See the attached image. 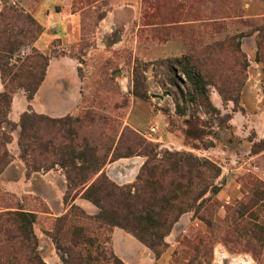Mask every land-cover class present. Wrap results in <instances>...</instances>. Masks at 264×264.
<instances>
[{
  "label": "rangeland",
  "instance_id": "rangeland-1",
  "mask_svg": "<svg viewBox=\"0 0 264 264\" xmlns=\"http://www.w3.org/2000/svg\"><path fill=\"white\" fill-rule=\"evenodd\" d=\"M11 9L32 16L43 31L10 62L19 66L18 56L36 53L54 61L73 58L68 64H77L81 100L65 115L96 116L88 130L96 136L105 127L106 147L116 146L129 127L158 144L160 153L190 151L222 170L216 181L221 190L179 218L159 257L144 243L134 245L132 258L123 256L114 248L117 227L101 230L105 247L126 264H264V0H0V12ZM183 57L204 74L216 110L189 100L193 85L176 61ZM72 92L79 94L78 87L68 92L71 103ZM177 104L185 114L177 113ZM98 116L106 117V125L99 126ZM192 118L202 139L186 138ZM19 122L0 129L10 137L11 162L0 174V213L34 212L42 256L48 264H63L50 235L57 219L72 203L90 215L99 208L76 191L68 194L61 166L28 168ZM126 146L122 142L121 150ZM111 157L103 171L119 185L133 184L147 159ZM138 158L135 173L131 161ZM121 172L125 176L116 179ZM18 179L19 186L11 187Z\"/></svg>",
  "mask_w": 264,
  "mask_h": 264
},
{
  "label": "trees",
  "instance_id": "trees-1",
  "mask_svg": "<svg viewBox=\"0 0 264 264\" xmlns=\"http://www.w3.org/2000/svg\"><path fill=\"white\" fill-rule=\"evenodd\" d=\"M33 31L36 36H30ZM42 31V26L30 15L14 9L0 12V72L4 84L0 91V129L4 123L15 126L9 114L17 88L25 89L28 100L32 101L45 80L50 63L47 56L37 53L24 59L18 56L19 66L10 62ZM176 61L193 85L189 100L208 111L216 110L204 74L188 57ZM15 80H21V84L13 86ZM135 95L146 96L138 92ZM176 108L177 113L185 114L180 104ZM95 118L87 113L83 117L53 118L29 109L22 113L18 124L21 154L28 168L40 171L61 166L66 172L68 194L76 191L99 208L97 214L90 215L72 203L68 212L57 219L50 235L62 263L126 264L100 240L103 228L114 227L127 230L159 257L179 218L210 200L208 194L215 195L221 190L216 181L222 170L211 159H201L190 151L160 153L158 144L129 127L123 130L118 142L115 137L116 146L106 147L109 138L105 127L96 136L88 130ZM97 122L99 126L106 125L107 119L98 116ZM85 128L87 132L83 133ZM185 133L188 139H202L203 135L193 124V118L188 120ZM0 134L1 174L11 162L6 147L10 137L6 132ZM122 142L127 143L125 150H121ZM111 152L113 161L135 155L147 158L133 184L119 185L103 171ZM36 217L34 212L21 208L0 213V264H48L39 250V238L34 230Z\"/></svg>",
  "mask_w": 264,
  "mask_h": 264
},
{
  "label": "crops",
  "instance_id": "crops-1",
  "mask_svg": "<svg viewBox=\"0 0 264 264\" xmlns=\"http://www.w3.org/2000/svg\"><path fill=\"white\" fill-rule=\"evenodd\" d=\"M42 39L44 40V35H42L37 41V45ZM70 61L75 62L73 58L67 56L61 57V59H56L55 61L53 59L50 60L45 80L32 101L28 100L25 91L15 93L12 109L9 114V117L13 122L18 123L21 119L22 113L26 111L29 106H31L37 113L46 114L53 118L64 117L66 116V113L71 112L73 106L81 100L80 87L82 82L77 70V64L71 66V64H68ZM71 72L72 76H69ZM76 86L78 87L79 94L72 92V97L75 101L73 100L74 102L71 103L68 97V92L69 90L71 92V89L73 87L76 88ZM3 89L4 84L0 72V91ZM18 180L10 181L9 183L11 187L19 186L18 183L21 182V179ZM114 236V248L117 249V251H121L123 256L127 258H132L135 254L134 245L145 247V245L137 240L134 235L122 228L117 227ZM122 240L126 245H121ZM127 244L131 245L129 249H127L129 246ZM123 261L125 263L127 262L125 260Z\"/></svg>",
  "mask_w": 264,
  "mask_h": 264
},
{
  "label": "water",
  "instance_id": "water-1",
  "mask_svg": "<svg viewBox=\"0 0 264 264\" xmlns=\"http://www.w3.org/2000/svg\"><path fill=\"white\" fill-rule=\"evenodd\" d=\"M141 162H142V158H138V159H134V160H132L131 163H132L133 165H135V166H134V169H133L132 171H135V173H136V172H137V168H138L139 164H141ZM120 174H121V176H120V175H118V176L116 175V176H115L116 179L121 178V177L123 178V177L125 176L126 173H124V172L122 173V172H121Z\"/></svg>",
  "mask_w": 264,
  "mask_h": 264
},
{
  "label": "built area",
  "instance_id": "built-area-1",
  "mask_svg": "<svg viewBox=\"0 0 264 264\" xmlns=\"http://www.w3.org/2000/svg\"><path fill=\"white\" fill-rule=\"evenodd\" d=\"M152 130L155 131V128H153Z\"/></svg>",
  "mask_w": 264,
  "mask_h": 264
}]
</instances>
